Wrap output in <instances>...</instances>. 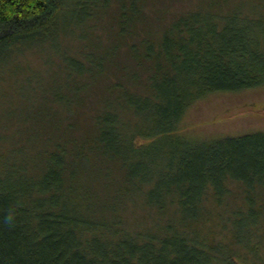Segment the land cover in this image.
<instances>
[{"label": "trees", "instance_id": "16d2710c", "mask_svg": "<svg viewBox=\"0 0 264 264\" xmlns=\"http://www.w3.org/2000/svg\"><path fill=\"white\" fill-rule=\"evenodd\" d=\"M149 1L120 0L115 43L94 44L95 59L112 60L115 68L103 64L92 76L89 50L86 62L69 58L78 77L94 82L116 74L92 131L73 135L66 115L50 111L59 115L55 127L39 131L43 141L33 136L29 160L13 174L0 170V264H244L185 227L199 219L209 189L224 198L227 183L237 182L247 189V209L231 222L241 227L250 219L247 232L254 234L263 214L253 196L264 185V133L199 144L175 133L187 109L207 94L264 85V14H244V3L224 10L219 0L179 16L152 4L150 14ZM110 2L0 0V61L54 40L72 22L84 24ZM122 45L132 66L118 60ZM167 136L181 141L182 150L176 163L158 167L149 161L150 148ZM142 206L152 211L148 228L126 230L123 214Z\"/></svg>", "mask_w": 264, "mask_h": 264}, {"label": "rangeland", "instance_id": "374dc122", "mask_svg": "<svg viewBox=\"0 0 264 264\" xmlns=\"http://www.w3.org/2000/svg\"><path fill=\"white\" fill-rule=\"evenodd\" d=\"M211 1L217 0H152L148 3V12L153 14L155 11L151 9L153 4L157 7L156 10L167 11L168 16H179L199 9L200 6L206 8ZM222 2L226 3L224 10L235 9L240 3H244V14L252 17L264 14L256 11L260 9L258 6L264 5V0L217 1ZM119 5L120 0H111L110 5L101 10V4L97 14L90 16L84 24L72 22L69 27L58 29L54 40L16 49L9 58L0 61V170L5 169L13 174L17 163L29 160L31 145L36 138L43 141L44 137L41 134L40 139L39 131L55 127L52 122H57L59 115L50 111L66 115L65 118L75 125L73 135L79 131L88 135L92 131L93 116L106 106L105 87L116 79V74L115 71L111 72L107 77L94 82L91 80L93 77L88 75L78 77L79 71L71 66L69 58L86 62L83 51L89 50L86 53L87 66L89 65L92 76L98 71V67L106 64L103 59L101 62L95 59L94 44L109 46L115 43L113 34L117 30ZM68 7L70 4H66V8ZM63 24L64 19L60 26ZM106 46L103 47L104 50ZM121 47L118 60L132 66V62L125 56V45ZM104 57L106 55L102 56ZM111 61L108 59L106 64L110 69L115 68ZM69 70L72 72L70 76L67 74ZM80 87H83L81 91ZM70 99L73 100L69 105L70 110H65L64 106ZM151 130L153 133L157 131L154 126ZM256 133H264V85L239 92L207 94L187 109L175 134L199 144ZM180 142L175 137L159 138L150 148L149 161L158 167L176 163L182 150ZM147 143L149 141H137L138 146ZM227 184L228 193L224 198L216 196L213 190H208L202 202L199 219L185 229L189 232L188 235L195 229L212 245L225 246L228 256H238L244 264H264V185L254 192V209L263 214L258 225L252 228L254 234L251 235L247 232L250 219H244L241 227H234L231 222L236 214L240 215L247 209V189L241 183ZM151 212L143 206L142 209H127L123 214L125 229L135 231L148 228ZM232 231L235 237H242L246 246L236 242ZM254 240L261 244L257 250L261 263L252 252L254 246L250 244Z\"/></svg>", "mask_w": 264, "mask_h": 264}]
</instances>
